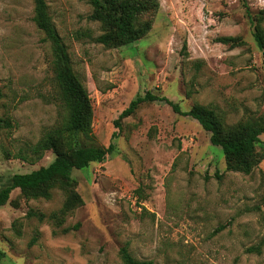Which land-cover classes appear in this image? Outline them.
<instances>
[{
  "label": "rangeland",
  "instance_id": "obj_1",
  "mask_svg": "<svg viewBox=\"0 0 264 264\" xmlns=\"http://www.w3.org/2000/svg\"><path fill=\"white\" fill-rule=\"evenodd\" d=\"M46 1L92 100L84 143L108 147L117 133L116 152L72 172L85 204L61 226L48 219L65 202L61 189L30 201L15 190L0 208V264H122L126 245L154 264H264V246L248 252L264 237V160L249 175L228 171L211 135L161 100L115 124L148 91L183 111L214 106L229 126L264 118V52L250 20L264 17V0H248L250 13L241 0H158L151 32L115 49L95 42L102 29L86 0ZM33 8L0 0V189L54 161L31 148L66 114Z\"/></svg>",
  "mask_w": 264,
  "mask_h": 264
},
{
  "label": "trees",
  "instance_id": "obj_2",
  "mask_svg": "<svg viewBox=\"0 0 264 264\" xmlns=\"http://www.w3.org/2000/svg\"><path fill=\"white\" fill-rule=\"evenodd\" d=\"M92 7L89 20L100 24L102 34L95 39L96 43L109 49L122 48L144 39L152 30L154 18L160 4L158 0H86ZM243 7L249 11L248 0H241ZM33 21L43 33L44 41L51 50V68L54 81L59 90L65 115L54 127L47 129L39 142L32 146V156L42 159L51 151L54 161L30 173L12 176L7 186L0 189V208L9 203L15 190L27 200L52 198V190L61 189L65 193L62 208L52 213L48 219L61 226L65 218L74 210L84 206V200L77 192V182L72 176L74 170L82 171L91 164H102L116 152L114 133L108 147L87 145L93 134L94 108L88 89L75 73L66 45L59 35L49 13L46 0H33ZM250 15V14H249ZM255 29L254 38L260 51L264 52V17H251ZM219 41L231 47H238L242 42L235 37H223ZM3 95L0 91V101ZM165 101L173 111L182 117L196 120L202 129L209 133L211 145L220 148L228 171L249 175L264 160V118L240 122L237 125L226 124L218 109L214 106L195 105L189 111L166 98H160L148 91L144 96L132 100L121 113L115 124L120 128L121 121L136 113L141 105L155 101ZM25 159V158H22ZM44 221L42 213H29V217ZM79 225L75 227L77 229ZM36 240H33V243ZM264 237L259 246L250 248L249 253L261 254ZM119 256L122 264H154L153 261L139 260L128 245L121 248ZM4 253L0 251V260Z\"/></svg>",
  "mask_w": 264,
  "mask_h": 264
}]
</instances>
